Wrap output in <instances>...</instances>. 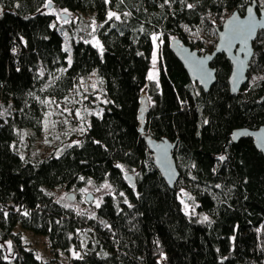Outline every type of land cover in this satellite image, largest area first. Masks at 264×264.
Listing matches in <instances>:
<instances>
[{"label":"trees","instance_id":"trees-1","mask_svg":"<svg viewBox=\"0 0 264 264\" xmlns=\"http://www.w3.org/2000/svg\"><path fill=\"white\" fill-rule=\"evenodd\" d=\"M252 3L264 7V0H51L78 16L63 33L44 11L48 0H0V264H47L23 246L18 228L45 237L52 252L73 250L71 264H264V159L250 137L231 139L234 130L264 125V35L252 44L237 95L224 55L211 63L216 80L204 92L170 49L179 40L210 53L223 21ZM154 36L158 74L149 81ZM93 73L103 103L80 87ZM143 97L144 133L176 141L172 188L140 132ZM86 108L95 112L78 131ZM37 139L45 142L39 153ZM88 183L109 187L98 206L84 204L92 210L56 197ZM181 193L208 220L186 216Z\"/></svg>","mask_w":264,"mask_h":264},{"label":"water","instance_id":"water-1","mask_svg":"<svg viewBox=\"0 0 264 264\" xmlns=\"http://www.w3.org/2000/svg\"><path fill=\"white\" fill-rule=\"evenodd\" d=\"M47 8H51V4H48ZM250 17L255 21V28L251 36L245 37L240 35L241 25H247ZM259 32L264 35V7L257 8L256 3H252L244 9L242 15L234 11L223 21L216 32L217 40L210 53H199L179 40H172L170 49L183 66L189 81L197 83L204 92H208L216 80V70L211 67V63L218 55H224L231 66L227 79L229 92L231 95H237L248 81L250 62L253 56L252 44ZM145 109L146 104L143 97L140 100L138 114L140 132L151 153L153 165L168 187L172 188L179 175L172 156L176 141L172 143L167 139L156 140L144 133L142 127ZM242 137H250L255 149L262 154L264 159V125L253 131L239 129L231 133L234 143H237ZM127 181L131 182L130 178H127ZM73 198V194L66 196L68 202H73ZM85 201L90 202L91 195H86Z\"/></svg>","mask_w":264,"mask_h":264},{"label":"rangeland","instance_id":"rangeland-1","mask_svg":"<svg viewBox=\"0 0 264 264\" xmlns=\"http://www.w3.org/2000/svg\"><path fill=\"white\" fill-rule=\"evenodd\" d=\"M44 11L53 15L55 20V26L57 29L61 30L64 33L65 28L69 25L77 21L78 16L71 14L67 11H64L62 9H59L57 7H51V8H44ZM95 25L91 22L90 23V30H94ZM153 41V53H152V59H151V66L148 71V79L149 81H155L157 79L158 74V60H159V47L160 43L158 41V37ZM88 42L95 47L98 46L97 39L94 37H91L88 39ZM65 47L67 49H70V45L68 43L65 44ZM151 77V78H150ZM80 87H82V90L88 93H91L92 91H95L94 94V101L93 103H103L104 99H102V96L100 94V87L99 83L96 80L95 74L88 76L85 78L81 83ZM85 112V111H84ZM95 112V109H88L86 108V113L84 116L83 122L77 123V129L78 131H81L84 128V125L87 123V114ZM78 139H74L72 143H77ZM45 147V142L43 139H37L35 141V144L33 145V148H37V152L39 153L42 149ZM109 192V187L107 185L102 186L101 188H96L92 184L88 183L85 186H82L78 189H59L56 191V197L57 199L67 202L68 204L72 205L74 209L78 212H84L87 210V206L84 204H92L94 207L98 206L101 197ZM69 194H73V202H68L66 199V196ZM91 195V201L86 202L85 197L86 195ZM179 201L181 204V208L183 213L188 216L196 219L197 221H205L208 220L207 216L203 213L199 212L197 209V204L194 203L188 196H186L184 193L179 194ZM92 211H90L91 213ZM17 231L21 235L22 244L23 246L35 252L37 257L42 260L43 262L47 264H71V261L73 259L78 258V254H76L73 250H70L68 254H63L61 252H52L47 244V240L43 236H37L30 232H26L21 230L20 228L17 229ZM4 246L7 247V250L10 247L9 242L4 243Z\"/></svg>","mask_w":264,"mask_h":264},{"label":"snow or ice","instance_id":"snow-or-ice-1","mask_svg":"<svg viewBox=\"0 0 264 264\" xmlns=\"http://www.w3.org/2000/svg\"><path fill=\"white\" fill-rule=\"evenodd\" d=\"M49 4L51 3V0H48ZM168 0H165V3H167ZM189 7H191V5H189ZM113 17H115V19H120L119 16H116L115 13H110L109 14V19H112ZM255 28V21L250 17L247 25H241V30H240V35L242 36H251L253 29ZM153 39L155 40L156 37H153ZM71 63V61L69 60V64ZM151 78V77H150Z\"/></svg>","mask_w":264,"mask_h":264}]
</instances>
